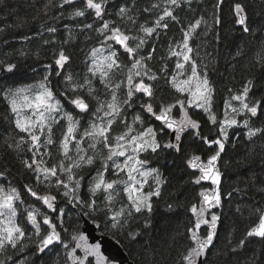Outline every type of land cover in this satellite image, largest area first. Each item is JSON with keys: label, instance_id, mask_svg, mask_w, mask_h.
<instances>
[{"label": "snow or ice", "instance_id": "1", "mask_svg": "<svg viewBox=\"0 0 264 264\" xmlns=\"http://www.w3.org/2000/svg\"><path fill=\"white\" fill-rule=\"evenodd\" d=\"M110 2L113 0H60L59 4L54 5L53 0H47L42 8L38 9L47 16L51 8L64 9L65 5H68L72 7V11L66 16L65 12H61L59 16L50 18L59 21L61 17L74 19L87 15L92 20V23L84 24L87 29H93V25L99 22L100 26L94 31L103 37L100 41L103 47L91 50V63L87 65L88 74L81 80L74 79L73 75L65 70L70 57L61 49L53 54L56 68L36 83L15 88H5L0 83V99L4 101L8 113L12 116L11 123L19 133H23L17 136L9 134L0 147L16 154L31 153L28 157H21L20 162L23 168L32 174L36 185H44L48 189L55 188L68 198V203L86 209L89 215L103 211L112 222L110 227L126 229L132 219L143 218L144 228H150L153 197L159 198L162 186L167 183L158 168H147L151 162L150 157L157 154L162 147L180 152L182 134L188 129L195 130V135L205 144L209 147L216 145L218 148L213 149L214 154H211L206 162H203L199 155H193L187 160V164L193 170L198 169L200 173L192 182L200 184L201 181H210L211 185L216 187L210 191L199 192V196L202 197L199 208L195 203L190 205L188 210L195 219L188 232L194 246L182 252L180 258L186 264H223L217 257L226 254V251L235 253L243 249L250 238L264 241V204L257 207L259 201L255 199L257 194L264 199L262 169L260 173H252L243 179V187L233 189L238 194L248 197V201L245 202L250 204L247 211L249 216L258 218L257 225L250 227L236 244H232L229 238L228 244L232 247L225 246L226 251L218 249L214 244L220 216L211 213L210 209L221 205L219 186L222 173L218 161L224 151V141L228 139V129L241 123L237 117L245 116L242 123L248 129L246 138L252 142L248 155L252 158L260 156L261 163L264 164L262 155L264 142L254 141L258 135L264 136V127L250 126L251 118L264 111L261 109L259 99L249 97L254 86L253 79H247L238 92L229 89L232 95L224 108L223 118L218 123L216 114L212 112L215 90L208 79L209 65L205 64L203 71L198 70L199 48L190 43L194 38H198V30L203 27L199 35L207 36L212 32L213 40L219 45L221 40L218 30L221 24L219 10L224 0H214L211 5L213 9L211 23L204 16H200L187 27L182 26V39L175 48L169 45V57L179 58L175 63L176 69L181 70L180 75H187L183 80H179L177 76L170 79L164 76L163 79L176 92L190 97L187 100L177 98L175 103L163 101L157 103L153 84L145 82V78L150 81L161 79L152 72L147 63L152 59V53L156 51L154 44L150 45L149 53L143 55L141 53L150 40L159 39V30H167L169 22L179 24L178 17L174 15L175 9L185 5L191 7L193 0H160L143 9H139L134 2H129L117 6L115 19H107L106 15H112L108 9ZM0 3H3V0H0ZM32 3L35 4V0H32ZM261 3H264V0H261ZM154 10H159L154 21L146 18L144 22H139L141 12L152 13ZM234 11L237 17L235 23L241 26L240 30L259 45L256 64L264 69V19L250 27L244 6L236 3ZM258 14L264 16V13ZM48 31L55 33L58 29L50 26ZM4 33L5 29L0 28V34ZM69 37L71 38V32ZM44 43L49 41L46 40ZM105 50H109L107 55L103 54ZM244 54L241 49L232 59ZM28 55L29 53L20 50L21 58H27ZM125 60L130 63L126 64ZM210 63L214 65L215 61L212 60ZM46 67L52 69L53 65L48 64ZM20 71L16 62L0 60V73L9 78L15 77ZM166 71V65L162 66L161 72ZM62 72L64 75L61 76ZM53 74L60 77L63 87L57 82L56 88H53L52 80L49 78ZM121 74L123 79H118ZM93 78L102 85V89L96 87ZM86 96L95 101L94 106ZM145 96L149 99L144 100ZM232 101L238 102L239 106H235ZM136 103H140L145 114L160 122L159 130L151 124H145V115L132 113L129 120L128 110ZM177 104L183 110L180 119L172 115V109ZM65 105L70 106L71 111ZM186 106L203 109L208 114L209 121L217 125L222 139L209 140L207 136L200 135V124L191 118ZM4 119L8 120V115H4ZM81 119L86 123L83 129L80 127ZM61 121L65 123L62 124ZM114 125L119 127V131L114 130ZM165 130L175 134L176 143L161 144L157 137ZM257 147L260 148V152L256 151ZM85 169L90 170L91 183L85 181ZM8 175V169H0V180L9 184L7 189L0 186V264H20L18 254L25 252L30 245L34 247L32 252L24 257L25 264L32 261V257L37 254H43L42 259L49 253H56L57 248L54 246L65 250L64 264H86L89 255L99 257V245H89L83 235L77 233L73 234L69 241L63 239L61 232L57 230V224L47 212H42L40 208L31 204L21 210L20 206L24 204V200L21 198L20 190L11 186V182L7 180ZM145 185H148V191H144ZM84 186L89 194L86 199L79 195L80 189ZM121 187L127 194V206L116 210L114 205L118 202ZM23 188L26 194L35 198V201L42 202L47 209L56 212V219L61 221L62 227L64 214L55 205L56 195L51 191L41 194L33 185L25 184ZM249 188L252 190L251 194ZM100 193L104 194L102 197L104 207L99 206L95 199ZM227 195L231 197L232 193L229 192ZM173 206L168 204V209L171 210ZM21 211L24 215H21ZM237 212L243 215L244 209L237 208ZM202 225L208 226L203 235L199 231ZM129 235L132 240H136L141 233L129 232ZM72 241L76 243L70 247ZM77 248L83 249V257L77 255L75 251ZM54 264H60V259H55ZM246 264H254V257Z\"/></svg>", "mask_w": 264, "mask_h": 264}, {"label": "trees", "instance_id": "2", "mask_svg": "<svg viewBox=\"0 0 264 264\" xmlns=\"http://www.w3.org/2000/svg\"><path fill=\"white\" fill-rule=\"evenodd\" d=\"M47 2V0H3L0 3V28L5 29L4 34H0V60L7 62H16L20 68V73L15 77L0 73V83L6 87H20L27 84H34L43 79L49 72H53L56 68L54 63V53H58L61 49L66 55L70 57L69 64L65 65V70L70 72L74 79L82 78L87 73V65L91 63L90 56L93 48L103 47L100 41L103 37L97 35L94 31L99 27V22L93 25V29L84 27L85 23H92V20L86 15L83 18L77 17L74 19H65L61 17L59 21L51 19L52 16H59L61 12L72 11V7L65 5L64 9L59 7L51 8L48 15L45 16L42 11L38 9ZM60 0H53V4H59ZM129 2H134L139 9L149 7L152 3L160 2V0H113L108 5V9L112 15H106L107 19H115V12L118 10L117 6ZM214 0H193L191 7L185 5L177 8L174 11L179 19V24L169 22L167 30H159V39L149 41L145 45L143 54L150 51V45L155 46L156 51L152 53V59L148 61V67L151 68L157 76L161 79L157 81H150L145 78L146 83L153 84L157 103L163 101L165 103H175V100H187L189 97L186 94L176 92L165 79H169L178 74L177 78L183 80L186 75H180L179 69H176L175 63L179 60L178 57H169V45L175 48V45L182 39L181 28L204 16L211 23L210 16L213 11L211 5ZM240 3L244 6L248 15L249 26H255L264 19V16L258 13H264V3L261 0H224L219 10L221 24L219 31L221 40L219 45L212 38V32L207 36L199 35L203 31V27L198 30V38H194L190 43L199 48V57L197 58L198 70L203 71L204 65L208 64L207 68L208 79L215 90L212 103V112L216 114L218 123L223 118L224 108L226 103L230 100L232 92H238L245 84L247 79H253L254 86L249 93V97H255L261 102V109H264V69H261L256 64L257 53L259 52V45L255 40H250L248 35L243 33L241 26L235 23L236 16L234 6ZM67 10V11H66ZM140 13L139 22H144L147 18L154 21L157 12ZM162 14V13H161ZM35 18V19H34ZM26 21V22H25ZM17 24H22V27H16ZM11 25L12 27H9ZM50 26L58 29L57 32L51 33L48 31ZM151 26V25H149ZM217 29H213L216 31ZM71 32V38L69 37ZM90 36L91 38H86ZM49 43H44V41ZM130 43H132L130 41ZM243 49L244 55L232 59L237 51ZM20 50L29 53L27 58H21ZM178 50V49H177ZM122 51V49H121ZM38 53V55H37ZM123 59V57H121ZM214 60V65L210 61ZM125 63H130L125 60ZM52 64L53 68L49 69L46 65ZM166 65L167 71L161 72L162 66ZM64 73H61V76ZM52 80L53 88H56L57 82H60L63 87V81L60 77L54 74L49 77ZM95 82V81H94ZM124 89H121L123 94ZM83 94V93H81ZM141 95V94H137ZM90 104L94 106L95 101L86 96ZM144 100H148L143 97ZM237 106L238 102L232 101ZM71 111L70 106L65 105ZM156 107V103H154ZM129 111V120L131 114L145 115V124H151L157 130L161 127L154 122L153 118L144 113L140 107V103H136ZM191 116L200 124V135L207 136L209 140L214 138L222 139V134L218 132L217 125H213L209 119L208 114L204 110H189ZM4 115H8V120L4 119ZM179 115V111H176ZM243 119L245 116L239 118L241 121L239 126H233L228 129V139L224 141V151L221 155L220 170L223 174L221 192L223 198V205L217 214L220 216L218 221V235L215 241V246L218 249L226 251L232 245L228 244L229 238L232 244H236L250 227L256 226L258 223L257 217H251L248 214L247 208L250 204L247 196H243L233 191L234 188L243 187V179L252 173H260L264 169V164L261 163L260 156L252 158L248 155L252 142L246 138L247 128L243 126ZM12 116L8 113L6 104L0 99V145L3 144L4 139L9 135L17 136L23 135L15 129L14 124L11 123ZM86 126L85 120L81 119L80 127L83 129ZM252 127H264V111L258 112L257 117L250 120ZM57 128L59 126H56ZM114 130L119 131V127L114 125ZM54 133L56 129L54 128ZM57 139L59 137H56ZM158 140L161 144L169 142V133L164 131L158 135ZM255 142H264V136H257L254 138ZM54 147V146H53ZM218 148L216 145L209 147L203 140L195 135V131H191L183 137L181 150L179 153L174 150L161 148L157 154L150 157L151 162L147 165L150 168H158L162 173V178H166L165 183L161 188V195L159 198L153 197V213L150 216L151 227L144 228L143 218L132 219L126 229H116L110 227L112 223L109 216H106L103 211L87 214L86 209L68 203V198L64 197L55 188L48 189L44 185H36L31 173L25 170L20 162L21 157H28L31 153L16 154L3 147H0V169L6 168L9 170L7 180L11 182V186H15L20 190L21 198L24 204L20 206L21 210L27 208L30 204L34 207L40 208L42 212H47L52 218L53 222L57 224V230L61 232V236L66 241H69L73 234L80 233L84 225L83 219L79 213H83L87 220L99 224V232L110 235L115 238L122 246L125 253L128 255L130 261L134 264H185L181 261L180 254L187 251L193 245L189 239L190 233L188 229L192 226V221L195 217L188 210L190 205L195 203L197 207L200 204L199 192L206 189L205 184H195L192 181L198 177L197 173L192 171L187 165V160L193 155H202L204 158L214 154L213 149ZM257 152L260 148L257 147ZM264 155V153H262ZM52 161H50L51 163ZM90 170H84L85 181L89 180ZM94 175V173H91ZM259 180V176H258ZM83 183V182H82ZM33 185L41 194L51 191L56 195L57 207L63 212L62 227L61 221L56 219L57 213L47 209V206L35 201L30 195L26 194L23 185ZM0 186L8 188L9 184L0 180ZM251 194V188L248 189ZM231 192L232 196L227 194ZM82 199L88 197L86 186L80 189L79 193ZM103 193L97 194L95 199L97 204L104 207ZM255 199L260 204H264V199L257 194ZM117 203L114 205L116 210L120 207L127 206V195L120 189V195L117 197ZM168 204H173L171 210L168 209ZM237 208L244 209L243 215L237 212ZM21 215H24L21 211ZM110 215V214H109ZM146 215V214H144ZM19 219V217H18ZM47 227V226H42ZM206 225H202L200 234H204ZM67 229V231H63ZM129 232H140L141 235L132 240ZM32 245L29 246L25 252L18 254L20 264H25L24 257L33 250ZM56 253H49L46 256L37 254L32 257V261L28 264H54L55 259H60V264H64L63 253L65 250L59 246ZM72 247V242L70 243ZM254 264H264V241L258 238H250L243 249L233 253L226 251L217 257L218 261L223 264H246L247 261L253 259ZM87 264H94L93 260H89Z\"/></svg>", "mask_w": 264, "mask_h": 264}, {"label": "water", "instance_id": "3", "mask_svg": "<svg viewBox=\"0 0 264 264\" xmlns=\"http://www.w3.org/2000/svg\"><path fill=\"white\" fill-rule=\"evenodd\" d=\"M109 43H112V42H109ZM175 108L172 109L173 117H174ZM182 115H183V110H182ZM182 115H181V117H182ZM180 118H176V119H180ZM157 122L160 123L159 121H157ZM189 130H191V129H188L185 133H183L182 137H183L184 134L189 132ZM174 135L175 134L171 132V139L170 140H171V143H173V144L176 143V141L174 140ZM180 143H181V141H180ZM201 160L203 162L207 161V160H203L202 158H201ZM220 160H221V156H220V159L218 161L219 170H220V166H219ZM190 169H192V168L190 167ZM193 171H196L198 173V176L200 175L198 169L193 170ZM220 172H221V170H220ZM222 179H223V174L221 176V183H220V186H219L220 193H221V205L218 208L210 209V212L218 210L223 204V198H222V192H221ZM200 184L211 185L210 181H201ZM215 187L216 186L211 185V189H214ZM211 189L204 190V191H210ZM33 199L35 200V198H33ZM201 200H202V197H201ZM40 203H42V202H40ZM55 205L57 206V202L56 201H55ZM80 217L83 219L84 225H83L82 230H81V232L79 234H81L84 237H86L87 243L89 245H92V246L99 245V257L93 256V255H89L88 258H87L86 264L88 263L89 260H93L94 264H134L132 261H130L128 255L125 253V251L123 250L122 246L119 244V242L115 238H113L110 235H105V234L99 232V227L100 226H99L98 223L92 222L90 220H87L86 217L84 215H82V214L80 215ZM216 231H217V235H218V226H217V230ZM216 238L214 240V244H215ZM75 243H76L75 241H72V245L75 244ZM193 245H194V243H193ZM75 251H76L78 256H81V257L84 256L83 249L77 248ZM185 264H186V262H185Z\"/></svg>", "mask_w": 264, "mask_h": 264}, {"label": "bare ground", "instance_id": "4", "mask_svg": "<svg viewBox=\"0 0 264 264\" xmlns=\"http://www.w3.org/2000/svg\"><path fill=\"white\" fill-rule=\"evenodd\" d=\"M237 18V17H236ZM145 98L146 99H149L148 97H146L145 96ZM179 111L180 112V114H179V116L178 117H175V118H180L181 117V115H182V109H180V106L177 104V106H176V108H175V111H174V114H175V112L176 111ZM187 111H188V113H189V115L191 116V114H190V111H189V109H187ZM191 118L192 119H194L192 116H191ZM153 120H154V122L155 123H157L158 125H160L161 126V124L160 123H158L154 118H153ZM195 120V119H194ZM197 121V120H196ZM199 123V122H198ZM165 131H167L168 133H169V142L168 143H171V131H169V130H165ZM191 131H193V129H191V130H189V132H187L186 134H184L183 135V137L185 136V135H187L188 133H190ZM195 131V130H194ZM183 137H182V139H181V143H180V145L182 144V140H183ZM168 150H174V149H168ZM175 151V150H174ZM176 152V151H175ZM177 153H179V152H177ZM221 155H222V153H221ZM203 160H207V158H204L202 155H199ZM188 165V164H187ZM189 166V165H188ZM190 168V167H189ZM192 170V169H191ZM193 171V170H192ZM194 172H196V171H194ZM197 173V172H196ZM197 175H198V173H197ZM198 185H201V184H198ZM205 185H207L208 187L206 188V189H204V190H209V189H211V185H208V184H205ZM204 190H202V191H204ZM200 201H201V197H200ZM223 205V204H222ZM222 207V206H221ZM220 207V208H221ZM198 208H199V206H198ZM220 208L218 209V210H215V211H212L211 213H217V211H219L220 210ZM84 215L83 213H79V216L80 215ZM85 216V215H84ZM86 217V216H85ZM86 219H87V217H86ZM207 226V225H206ZM208 227V226H207Z\"/></svg>", "mask_w": 264, "mask_h": 264}, {"label": "rangeland", "instance_id": "5", "mask_svg": "<svg viewBox=\"0 0 264 264\" xmlns=\"http://www.w3.org/2000/svg\"><path fill=\"white\" fill-rule=\"evenodd\" d=\"M108 51L109 50H105L104 51V55H107L108 54ZM88 64H89V62H88ZM125 71H126V69H125ZM174 76H178V74L176 73V75H174ZM83 78V77H82ZM82 78H79V79H76V80H81ZM118 79H123V74H121L119 77H118ZM93 80L95 81L94 83L96 84V87L97 88H99V89H102V85H100V84H98L97 82H96V78H93ZM189 99H190V97H189ZM237 106H239V104L237 105ZM187 107V106H186ZM187 109H189V110H191V109H193V110H203V109H198V108H194V107H187ZM241 117H243V116H239V117H237V119H239V118H241ZM244 120V119H243ZM61 123L63 124V123H65L64 121H61ZM57 126H59V125H57ZM147 168H149V169H151L149 166H147ZM152 183V181H151V178H149V184H151ZM149 190V188H148V185H145V188H144V191H148ZM127 195V194H126ZM20 263H21V260H20Z\"/></svg>", "mask_w": 264, "mask_h": 264}, {"label": "flooded vegetation", "instance_id": "6", "mask_svg": "<svg viewBox=\"0 0 264 264\" xmlns=\"http://www.w3.org/2000/svg\"><path fill=\"white\" fill-rule=\"evenodd\" d=\"M179 114H180V112H179ZM179 115H176V112H175V114H174V117H178Z\"/></svg>", "mask_w": 264, "mask_h": 264}]
</instances>
